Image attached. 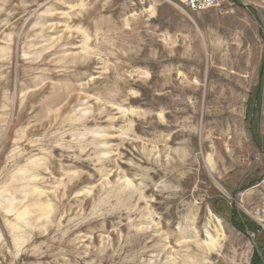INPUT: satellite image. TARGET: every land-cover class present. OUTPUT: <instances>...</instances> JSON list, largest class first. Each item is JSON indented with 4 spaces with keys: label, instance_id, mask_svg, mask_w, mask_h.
Instances as JSON below:
<instances>
[{
    "label": "rangeland",
    "instance_id": "rangeland-1",
    "mask_svg": "<svg viewBox=\"0 0 264 264\" xmlns=\"http://www.w3.org/2000/svg\"><path fill=\"white\" fill-rule=\"evenodd\" d=\"M0 264H264V0H0Z\"/></svg>",
    "mask_w": 264,
    "mask_h": 264
},
{
    "label": "built area",
    "instance_id": "built-area-1",
    "mask_svg": "<svg viewBox=\"0 0 264 264\" xmlns=\"http://www.w3.org/2000/svg\"><path fill=\"white\" fill-rule=\"evenodd\" d=\"M189 14H203L211 10L219 9L225 0H181Z\"/></svg>",
    "mask_w": 264,
    "mask_h": 264
},
{
    "label": "water",
    "instance_id": "water-1",
    "mask_svg": "<svg viewBox=\"0 0 264 264\" xmlns=\"http://www.w3.org/2000/svg\"><path fill=\"white\" fill-rule=\"evenodd\" d=\"M256 255H257V253H256Z\"/></svg>",
    "mask_w": 264,
    "mask_h": 264
}]
</instances>
